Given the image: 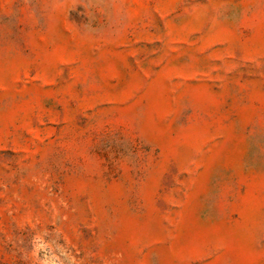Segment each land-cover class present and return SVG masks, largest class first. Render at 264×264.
I'll use <instances>...</instances> for the list:
<instances>
[{
    "label": "rangeland",
    "instance_id": "rangeland-1",
    "mask_svg": "<svg viewBox=\"0 0 264 264\" xmlns=\"http://www.w3.org/2000/svg\"><path fill=\"white\" fill-rule=\"evenodd\" d=\"M0 264H264V0H0Z\"/></svg>",
    "mask_w": 264,
    "mask_h": 264
}]
</instances>
